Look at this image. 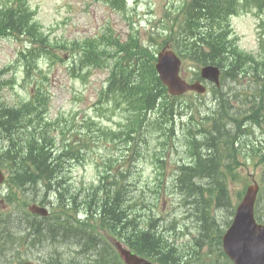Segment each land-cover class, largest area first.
Segmentation results:
<instances>
[{"label":"trees","instance_id":"trees-1","mask_svg":"<svg viewBox=\"0 0 264 264\" xmlns=\"http://www.w3.org/2000/svg\"><path fill=\"white\" fill-rule=\"evenodd\" d=\"M103 1L125 8V0ZM235 1L194 0L188 3L178 29L175 33L172 32L175 48L200 62L226 66L229 57L226 58L223 54L229 46L226 45L225 34H218V31L225 25L228 15L234 11ZM32 17L25 0L0 4V36L17 33L28 34L35 39V33L40 34V29ZM42 37V43L38 48L31 49L30 54L39 56L42 53H51L48 38L44 35ZM118 41L120 39L113 35H105L103 40L96 42V48L86 51L84 49L85 55H79L82 62L80 66L84 67L83 63L97 62L102 58L108 60L110 57L106 55V50L111 46H120L117 59L114 57L116 61L109 90L111 94L104 97L109 100L122 98L132 105L133 110V117L128 123L131 125L128 137L134 143L127 148V154L119 163L125 166L119 169L118 163L108 155L107 159L99 164L104 170L97 184L83 188L75 187L70 182V169L74 162L86 159L91 150V140L82 137L79 144L75 143L76 140H71L69 134L75 128L74 124L60 130L55 128V131H59V134L55 135L51 124L46 122L47 98L44 93L38 108L33 100L21 105L0 103V163L9 173L7 180L9 197L14 196L15 190L20 188L24 192H30L33 200L39 199L41 203L48 202L52 205V215L37 221L30 220L32 223L24 228L27 233H24L20 240L30 241L32 243L30 247H43L42 243L47 242V239L52 240L53 246H58L55 242L71 241L73 243L69 245H76L78 248L74 255L67 254V257L71 258L67 263L65 260L64 262L57 260L55 263L54 260H43L40 264H119L117 253L114 254L112 248L104 241L105 236L101 230L124 240L133 251L147 257H168L174 250L173 246L164 243L153 230L157 220L154 217L145 219L135 210L139 204L131 202L136 195H132V184L127 178L132 171V165H135L142 156L141 144L146 138V133L149 141L153 133L160 130L165 119L169 118L171 121L176 116L175 98L168 96L166 89L157 79L153 69L154 54L151 51H148V54L144 52L143 45L138 41L135 45L129 44L131 41L121 42L122 44ZM230 49L235 59L228 65L225 76L236 79L245 68L249 74L248 62L242 60L244 56L236 55V50ZM147 71L149 77L145 75ZM2 73L0 71V77ZM258 73L259 71L255 69L254 75L257 79L254 80H260ZM260 74L264 75L263 71ZM2 84L0 78V88ZM261 110L264 117V103ZM212 120L213 127L205 130L203 144L220 152L219 142L226 140L232 145L233 138L221 131L225 125L220 123L221 118ZM92 125L95 127L94 130L91 129ZM88 127L90 132L102 133L96 137L114 138L117 135L108 128L97 127L93 122L88 124ZM59 135L62 143L57 139ZM101 140L102 138L96 139L97 142ZM195 143L196 140H193V144ZM222 169L223 166L217 157L209 155L204 158L198 155L195 164L184 171L185 179L179 183L180 188L187 196H192L194 201L198 202L199 214L202 211L203 198L199 199L198 194L205 191V183L199 184L198 180L200 183L210 180L206 182L208 185L213 182L209 190L215 193L217 199L222 200L227 194L228 187L225 178L234 172V167H226V172ZM194 177H198L197 181L193 180ZM177 185L178 182H175V186ZM83 208L87 218L77 220L76 215L72 213H78ZM8 224L10 225V222L7 219H0V241L4 238L12 240L13 232L11 225ZM44 224H48L50 232ZM93 234L99 235L100 241L102 239L103 242L101 244L96 241L90 242L94 239ZM3 246L4 244L0 243V248ZM56 252L59 258L66 257L62 252L58 250ZM159 261L165 262L161 259ZM19 264H32V261L21 259Z\"/></svg>","mask_w":264,"mask_h":264},{"label":"rangeland","instance_id":"rangeland-1","mask_svg":"<svg viewBox=\"0 0 264 264\" xmlns=\"http://www.w3.org/2000/svg\"><path fill=\"white\" fill-rule=\"evenodd\" d=\"M0 1L4 2V0ZM185 1L188 0H129V7L133 6V11H135L137 15V17L130 19V21L131 23H134L136 27L141 28L140 34L142 42L147 45L148 43L149 45L152 44V38L150 35L153 32V28L156 26L162 27L163 24H166L168 17ZM29 3L32 9L36 10V18L42 23L44 30L50 34L52 38L57 40L66 41L84 38L101 31L104 26L108 24L112 25L116 28L117 32L120 34L122 33L124 36L127 30L125 18L128 13H117L109 6L100 2H91L88 0H29ZM260 20L261 17L253 10H248V12L244 13L241 12V14L235 15L231 18L232 26L235 32L239 35V46L242 49L250 52H257L258 37L260 36V33H263L264 31V27L261 26ZM156 32L157 30L155 31V34ZM154 38L156 39V42L153 44L156 47L163 45L161 37L155 36ZM24 44V41L15 38L0 39V69L11 68V70L7 72L9 74L7 75L6 73L8 82L15 78V83L12 84V86L7 84L8 88L14 87V90L10 92L11 90L4 89L1 92V94H7L6 99L8 101L18 102L21 99L30 96L28 90L31 88V85L27 86L28 90L23 87V69L17 60L18 52L23 48ZM63 53H65L64 49L62 52L60 51V54L63 55ZM184 65L185 72L183 75L185 78L190 79L192 77L191 72L197 68V65L190 61L185 62ZM65 66V63H58L51 69H48V66L45 67L46 72L49 73L48 81H45V83L53 94L50 116L52 117L53 114H58L59 112L69 114L76 111L78 107H81L80 116L76 117L74 120L76 124L74 132H78V137H76V139L79 137L89 138V131L86 126V119L88 117L97 119L103 126L118 130L119 126L122 125V119H124L123 111L121 109L111 110L106 106L104 107L105 111L102 112H97L95 109L97 108L95 105L97 100L96 92L105 82L104 79L107 73L104 71H98V69H93L87 74L86 81L74 80L70 78ZM74 81L76 83H74ZM241 81L242 83L233 84L232 87L237 91H242V98H244L247 92V81L246 79H241ZM225 89H227V86H225ZM184 100L195 102L196 96L188 93ZM211 100L212 95L209 93L207 102H211ZM124 104L125 106H131L130 103L124 102ZM69 116L70 115H68V118H70ZM177 123L178 127H181L182 123L180 118L177 119ZM256 134L258 135L259 131H256ZM99 138H104V136L91 137L90 140H92V142H90V144L91 147L94 148L93 152H89L88 159L85 160L83 164H77L73 168V178L74 181H76V186L77 184L88 186L91 182L97 180L98 169L96 163L92 161L95 159L103 161L108 153L107 148L100 147L98 146V143H95L97 142L96 139ZM79 142L80 141H78L77 144H79ZM117 149H119L118 146ZM239 161L240 165L237 167L241 178L235 179L230 185L231 202L232 204H235L236 202L239 203L241 200L239 194L241 192L243 194L246 184L257 179L260 186L263 187L257 205V212L264 221V182H261L260 180L262 165L257 162H248V165H245L243 159H240ZM140 170H142L141 185L146 186L147 182L150 185H154L155 183H153L152 180V168L150 165L142 163ZM209 181L210 180H204V182L207 183ZM3 188L4 186H0V219L4 217L14 228L9 225L10 228H12L11 232H13L12 240L4 238L0 241V243L4 244V246L0 248V264L1 262L7 264L10 260H15L16 258L14 255H21L22 259L30 260L33 264H40L43 260H54V263L57 260L62 262L65 260L66 263L71 260L67 255L65 258L64 256H60L59 258V255L56 252V250H58L60 252L74 255L78 248L76 245H69V243H73L71 241L55 242L63 244L53 246V242H51L52 240H47V242L42 244L43 247H30L32 243L26 240L20 242V228L22 226H24L23 228H27L26 226H28V223L31 224L30 219L35 220L37 218L29 216L28 214V206L27 203L24 202L28 199L27 193H23L21 190L17 191L14 202L10 204L8 203L9 201H2L3 195L5 194ZM146 196L149 197L150 193L147 192ZM148 206L150 207L152 204L149 202ZM139 212L145 219H150L153 212L157 217L158 214H160L165 215L167 218H177L179 221L178 228L174 231H170L169 241H174L177 238L182 237L179 238V243L182 244L181 248H184L185 246H188L189 248L196 246V248L203 254L200 264H229L222 256L218 258V263L210 262L215 261L219 254V250L214 245V253L210 252V245L203 242H200L199 245H195V239L200 236L202 229H200L197 223L193 205H186L177 194H172L170 196L165 195L163 200H157L156 209L154 211L147 207H141ZM211 217H215L217 223H219V228L224 232L228 228V222L232 218L231 207L214 208L211 212ZM44 225L47 226L48 224ZM16 228L19 229L17 230ZM167 229L168 228H159L155 225V230L157 231H165ZM93 236L95 238L97 234H94ZM90 242L94 243L95 239ZM110 242L115 245L114 241L110 240Z\"/></svg>","mask_w":264,"mask_h":264},{"label":"water","instance_id":"water-1","mask_svg":"<svg viewBox=\"0 0 264 264\" xmlns=\"http://www.w3.org/2000/svg\"><path fill=\"white\" fill-rule=\"evenodd\" d=\"M179 60L173 52L164 51L159 56L157 68L162 80L169 85L172 93H180L185 90L184 84L176 78ZM204 73L212 76V68L207 67ZM3 175L0 171V182ZM258 186H250L245 199L239 206L235 220L231 228L224 236V248L236 264H264V225L256 223L253 215L254 203ZM33 212L47 214L43 207L33 205ZM131 264H146L141 259L132 257Z\"/></svg>","mask_w":264,"mask_h":264},{"label":"bare ground","instance_id":"bare-ground-1","mask_svg":"<svg viewBox=\"0 0 264 264\" xmlns=\"http://www.w3.org/2000/svg\"><path fill=\"white\" fill-rule=\"evenodd\" d=\"M8 32H9V31H8ZM150 36H151V35H150ZM148 45H149V43H148ZM151 85H152V84H151ZM86 158H87V157H86ZM71 165H72V164H71ZM106 167H107V166H106ZM237 168H238V167H237ZM21 214H22V213H21ZM26 218H27V217H26ZM29 219H30V218H29ZM52 221H53V220H52ZM23 222H24V221H23ZM17 224H18V223H17ZM20 224H22V223H20ZM20 224H19V225H20ZM8 225H9V224H8ZM14 225H15V224H14ZM49 226H50V225H49ZM11 227H12V226H11ZM17 227H18V226H17ZM22 227H24V226H22ZM26 227H28V226H26ZM44 227H46V229L50 232L48 226H44ZM12 228H14V227H12ZM51 228H52V227H51ZM16 229H17V228H16ZM18 229H19V228H18ZM18 229H17V230H18ZM20 230H21V228H20ZM20 230H19V231H20ZM55 231H56V230H53V232H55ZM15 232H16V231H15ZM17 233H18V232H17ZM32 233H33V232H32ZM49 234H50V233H49ZM49 237H50V236H49ZM45 238H46V237H45ZM47 238H48V236H47ZM47 240H48V239H47ZM43 241H44V240H43ZM17 242H18V241H17ZM45 242H46V241H45ZM43 243H44V242H43ZM43 243H42V244H43ZM17 246H18V245H17ZM15 247H16V246H15ZM19 248H20V247H19ZM61 248H62V247H61ZM63 248H64V247H63ZM54 249H55V248H54ZM15 250H16V249H15ZM20 251H21V250H20Z\"/></svg>","mask_w":264,"mask_h":264}]
</instances>
